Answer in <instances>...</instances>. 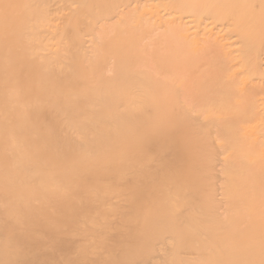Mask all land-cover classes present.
<instances>
[{"label": "bare ground", "instance_id": "1", "mask_svg": "<svg viewBox=\"0 0 264 264\" xmlns=\"http://www.w3.org/2000/svg\"><path fill=\"white\" fill-rule=\"evenodd\" d=\"M0 264H264V0H0Z\"/></svg>", "mask_w": 264, "mask_h": 264}]
</instances>
